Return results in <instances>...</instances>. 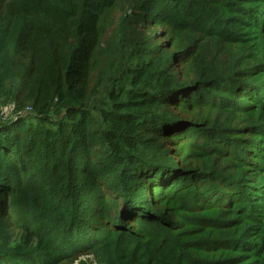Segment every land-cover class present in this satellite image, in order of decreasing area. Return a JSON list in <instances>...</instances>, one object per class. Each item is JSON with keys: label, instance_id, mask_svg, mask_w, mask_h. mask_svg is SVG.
Here are the masks:
<instances>
[{"label": "trees", "instance_id": "16d2710c", "mask_svg": "<svg viewBox=\"0 0 264 264\" xmlns=\"http://www.w3.org/2000/svg\"><path fill=\"white\" fill-rule=\"evenodd\" d=\"M0 264H264V0H0Z\"/></svg>", "mask_w": 264, "mask_h": 264}]
</instances>
